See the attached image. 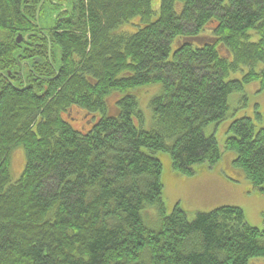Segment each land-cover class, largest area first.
I'll return each instance as SVG.
<instances>
[{
  "label": "trees",
  "instance_id": "16d2710c",
  "mask_svg": "<svg viewBox=\"0 0 264 264\" xmlns=\"http://www.w3.org/2000/svg\"><path fill=\"white\" fill-rule=\"evenodd\" d=\"M40 1L0 0V264H264V227L240 207L167 214L158 157L187 177L221 161L205 130L231 95L264 90V0H161L158 14L152 0H45L37 24ZM154 85L146 130L135 92ZM227 134L231 169L264 192V128L244 117Z\"/></svg>",
  "mask_w": 264,
  "mask_h": 264
},
{
  "label": "rangeland",
  "instance_id": "374dc122",
  "mask_svg": "<svg viewBox=\"0 0 264 264\" xmlns=\"http://www.w3.org/2000/svg\"><path fill=\"white\" fill-rule=\"evenodd\" d=\"M160 4L161 0H152V7L157 14L160 10ZM261 68L264 69V64L261 65ZM235 78L237 76H231V79ZM162 91L161 85H154L139 88L135 92L144 116L142 126L146 130L153 127L150 102L160 96ZM229 105L230 116L227 121L219 125H211L205 130L208 136L214 135L216 137L223 152L221 161L217 166L212 169L199 168L191 177L178 176L171 169L169 155H158L163 165V199L167 214L172 213L179 206L188 214L189 218H193L197 213H208L223 206L240 207L245 212L247 222L251 226L261 229L264 227V192L252 190L245 177L233 172L231 161L236 155L234 152L226 151L224 144L228 137L227 128L233 120L247 117L252 119L256 125V130L264 128V90H261L259 82H253L244 87L243 93L231 95ZM137 126H140L139 123ZM25 163L24 149L22 147L16 148L11 154L12 182H16L21 177ZM144 220L149 228L153 230L159 228V218L155 209L146 211ZM256 263L259 264V262Z\"/></svg>",
  "mask_w": 264,
  "mask_h": 264
},
{
  "label": "flooded vegetation",
  "instance_id": "af4514ba",
  "mask_svg": "<svg viewBox=\"0 0 264 264\" xmlns=\"http://www.w3.org/2000/svg\"><path fill=\"white\" fill-rule=\"evenodd\" d=\"M42 34H44V33H42ZM50 47V49H49V52L51 51V46H49ZM48 52V53H49ZM51 54V53H50ZM37 62L39 63L40 61L39 60H37ZM51 63V62H50ZM52 67H53V65H52ZM20 69H21V71L18 73V72H15V74H21V77H22V79H24V80H26L27 81V79L29 78V73L31 72V71H33V69H32V67H31V65H30V63H28V62H24L22 65H21V67H20ZM14 78H15V80L17 79L18 80V76H14Z\"/></svg>",
  "mask_w": 264,
  "mask_h": 264
},
{
  "label": "water",
  "instance_id": "95a60500",
  "mask_svg": "<svg viewBox=\"0 0 264 264\" xmlns=\"http://www.w3.org/2000/svg\"><path fill=\"white\" fill-rule=\"evenodd\" d=\"M44 2H45V0H42L41 3H40V5H39V7H38V11H37V21L39 20L40 10H41V8H42ZM21 39H22V37H18V43L21 42Z\"/></svg>",
  "mask_w": 264,
  "mask_h": 264
},
{
  "label": "bare ground",
  "instance_id": "6f19581e",
  "mask_svg": "<svg viewBox=\"0 0 264 264\" xmlns=\"http://www.w3.org/2000/svg\"><path fill=\"white\" fill-rule=\"evenodd\" d=\"M39 58V57H38ZM36 74V73H35Z\"/></svg>",
  "mask_w": 264,
  "mask_h": 264
}]
</instances>
